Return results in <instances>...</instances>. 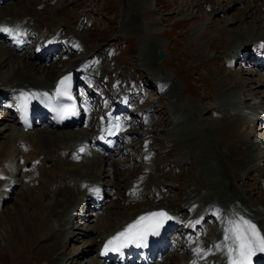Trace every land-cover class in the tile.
Returning <instances> with one entry per match:
<instances>
[{
  "label": "bare ground",
  "instance_id": "1",
  "mask_svg": "<svg viewBox=\"0 0 264 264\" xmlns=\"http://www.w3.org/2000/svg\"><path fill=\"white\" fill-rule=\"evenodd\" d=\"M160 1L161 0H155L153 8L151 7V9L148 10L149 13H146L152 15L157 14L158 7L161 3ZM198 1L199 0H192L191 5L188 6V9L192 10L191 13L189 12L186 14H181L186 15L187 19H180L179 21H175L172 25L177 26L176 24L187 25L194 23V21H196L194 19V15L196 13L197 7L203 10L202 16L205 17L206 15H208L206 19L208 18L209 21H207L204 25L206 29H210V25L215 22L219 23L220 21L218 20L222 18L218 19L216 16L221 15L224 12L223 9H225L221 8V3L217 1V3L214 4L215 6L218 5V7H213L214 4L212 0H205L203 2L202 0H200V2ZM54 2V0H15V2L11 5L8 4L6 6L0 7V24H2V21L7 22L8 25L13 27L14 35H16V32L19 29L24 35H26V40L35 39L36 45L32 48L36 50H41L42 48L48 47V44L46 42H49L47 40V35L49 33H58L59 27H66L65 32H59V37L62 38V41H60V46L62 47V55L59 60H57V62L50 64H47L46 61V59L51 58L49 56L50 52L46 54L45 58L36 57L33 61L31 60L32 58H30L31 56L27 53L24 55H18L20 48L14 46L13 51V45H9L4 41L6 40L7 35L0 31V94L16 89H43L44 87L49 86L60 74L64 73V69H70L72 67H84L89 77H95L92 74V71L93 69L98 68L99 65L98 63H95V61H91L90 57L88 58V51L91 50V47H87V45L85 46V40L87 38L83 36L91 29L90 25H85L84 27H82L83 25L77 26L78 24H67V20H65V23L61 17L63 16V14H66V12L60 5L52 6V3ZM238 2H243V4L240 5H244V8H242L241 6L240 8L248 12V17L253 14H259L261 17H264V0H238ZM226 3L227 2H225V5ZM50 8H53L54 12L57 13L54 15L53 19L51 18L52 20H54L52 21L54 24H49L51 29L48 28L46 30H43L42 28L45 25L41 26V23L43 22L45 13L47 14V16L49 15V12L47 11H49ZM135 11L138 10L136 9ZM143 14L141 15L143 16ZM177 14L179 15V12ZM212 14L214 15V17L210 18V15ZM128 15H123L122 24L124 20H126ZM169 18L170 20L168 22H166V19L164 17L157 19V21L161 23L166 22L163 24L170 25L171 23L169 22L172 19L171 15H169ZM233 21L234 20L232 19L224 18V20L222 21L224 25L222 27L225 28H217V30L221 31V34H228L229 31L237 32L236 38L239 41L237 43L236 40L232 41L231 36L226 37L227 44L221 47L222 49H224V51H220V61L225 63V68L220 69V73H218L219 75H222H220V77L212 85V89L216 93L214 95L215 98H218L220 100L219 102L215 100L216 113H220L224 117L221 120L216 119V121H213H215L216 124H220L221 129H216L217 127H215L214 124L211 125V123L207 121L208 119H205L208 126L200 124V120H204L205 118L202 112L203 110L198 109L197 111H193L191 107L193 106L195 108V105L190 106L191 101H189V103L184 99V102L180 101L179 96L175 94V92L178 90L174 91L175 89L173 88L172 84L170 82H167L170 81L167 76H160V69L157 70L156 68V65H158L157 62L155 63V61H153V57L150 59L153 53L145 52L143 55V45H151V50L153 49L154 52H157L158 50H164V58L158 66L160 67L162 64V66L165 67L164 61L167 60V57L165 56V54L167 55L166 45L163 44L164 46H162V48L160 45L152 43L145 44L144 41L141 42V52L139 56L144 61H146L144 65L145 71L144 69L139 68V66L143 65L136 66L135 62L133 64L135 73H139L141 71H144L145 73L147 72V75L144 78H146L149 82L154 83L155 87L159 86L162 90L169 88V91L164 95L163 92L160 91V96L156 99L157 101H155L156 103H158V101L162 100V103L164 104V99H169V104L173 109V112L168 113L169 117L171 115V120L166 124V127L162 126L165 128L169 127V132L166 133L165 131L164 137L166 138L162 139V141H158L159 143L161 142V144L157 143L158 147L155 146L153 150L155 152H158L161 151V148L169 150H171L172 148H176V156L183 157L185 164L188 163L186 164V166L182 164V167H190L189 165L193 163L198 164L197 158L203 159L205 161L208 159L213 163L215 160L216 162L214 163V167L217 168L219 175L211 174V177L208 176L207 181L198 179V173L192 167L191 168L195 171H189L188 174L185 173L186 178L189 179H186L185 181V179L180 178L178 183H180L182 187H185V189L189 191L187 197L185 195H181L180 197L177 196L175 198L174 194L170 193L172 190H177L179 186L177 182L172 179L173 176L171 172L165 173L160 170L162 163L164 162L163 156H165V152H162V157L157 153L158 158L151 157V161L148 162L149 166L147 167V170H149V173L153 171L157 173V180H159L156 183L151 182L150 184H148L150 178H147L143 181V168H135L134 166L130 165L132 161H134L135 164V159L133 157L115 160L106 158L100 160L99 162L101 163L98 164H94L93 162H91V160H88V162L85 163L72 162L73 160L71 161L70 158L74 153H76L78 147L80 146L78 142H80L84 138H87L88 142H90L91 138L93 137L91 135L92 131L86 132L81 130L76 133H67L64 131L62 132V135H59L53 131H45L42 129L36 130L35 132L27 135L23 133L17 134L15 137H13L12 141V137L10 134L8 136L10 139L6 140L0 145V175H4V170L2 169V161L9 158L8 152L11 149L12 153L10 156H14L13 154L16 150L15 144L20 143L22 141V138L24 137L30 140V145L29 152L25 153V155H22V158L24 162H27L28 164L30 162L32 163L33 171L35 172L33 174L32 169L29 170L30 172L26 173V178L31 179L33 178V175L37 174L38 176H42L48 181L45 182L49 186L50 191H47L45 193L42 190L41 198L45 199L46 197H50L51 201L49 200L50 202L48 204L43 205L42 213L46 215V218L48 220H50L53 216L54 221L57 224L56 227H54V229L56 230L52 234V240H47V235L45 238L40 237L41 239L45 240L43 243L40 241L42 245H34L37 241L39 242V240H37L39 236L35 232L32 234L33 239L35 240V243L31 244L35 246V252L34 254L32 253L33 261L35 262V264H104V262L96 259L95 255L96 252H99L102 247L101 245L104 243V241L102 240L105 237H112L117 233L122 225L131 222L134 218L138 216H146L149 213L157 211H164L169 215H174L178 221L184 222L182 224H187V222H190L191 227L196 225L197 233L198 229L205 227V229H207V234H205L202 238V240L205 242L207 241L208 235L214 231L213 225H211V222H214L212 221L214 216L213 210L210 209L209 212H206L204 214V218L198 221L197 219L190 220L186 216L187 212L191 209L193 204H198V202H201L200 198L199 200L193 199L195 197L193 195L196 193L195 189L197 188L199 189V194L197 195H201L204 200L208 198H215V201H219V203H226L229 201L228 199L234 198L239 205V210L242 213H246L248 216H250L252 218V221L257 222L264 232V135L261 134V132L263 131L262 126H259V124L262 125L264 117V115L261 116V113L264 114V105L259 103V100H261V98L259 97V92L260 89L264 87V67L256 66L254 68H247V70L249 71V74L247 71V75L250 76V78H248L252 79L250 81H255L257 79L256 75H258L260 78V82H248L249 80L243 77V73L240 71L241 69L237 70L238 68H240L242 63L248 62V65H251L252 61H254L256 62L255 64H261L258 60L263 57L262 51L264 50V36L262 35L260 38H256L258 42H263V46H260L258 43H253L251 42L253 40L250 41L247 35L244 37V35L238 34L240 29H242L243 27H246V29L249 30V28L247 27L249 23L247 22L246 25H243L244 19H242L238 22L239 29L236 26L235 29L232 28V24H234ZM235 23H237V21H235ZM261 24H264V19L261 20V23L259 25L261 26ZM141 25L142 24L138 20L135 22L134 28L141 29ZM143 26H145V24H143ZM150 27L154 28V26ZM33 30H35L37 34L32 33L31 31ZM121 33L124 32L121 31L120 34ZM36 35H41V38L37 37ZM64 37L68 39L63 40ZM73 37H75L76 39H80V42L82 43L81 46L80 44L78 46L72 45L74 43ZM215 37L216 35L214 36V38ZM26 46L27 43H23L21 47L25 48ZM96 49L97 46L95 50ZM84 51L85 54H83ZM230 52H232L234 55H231ZM251 52L256 57H259V59H247L248 55H251ZM73 54L77 55V57H73ZM169 54L171 55L170 52ZM138 59L139 57L137 56V60ZM243 66L245 65H242V67ZM3 68L6 69L2 71ZM133 69L128 68L127 71H132ZM102 71L103 70L100 69V72ZM231 73L236 74L237 77L235 79H232L230 77ZM211 75L214 76H212V80H215L218 76L217 74ZM148 76H151V78H149ZM231 79V83H233V86L230 87L228 86V83H226V80ZM236 82H238L239 84H236ZM113 86H117V83H113ZM151 86V88H153V85ZM175 86L177 87V89L181 90L180 87L177 86V84H175L174 87ZM234 88L238 90V93L234 91ZM124 90L125 91H122V95H126L129 89L125 88ZM114 91L116 92V90ZM181 92L183 93V91ZM166 94L168 95L166 96ZM115 96L116 98H120L118 96V92L115 93ZM111 97H114V94L111 95ZM109 99L110 102L113 101V98ZM172 100L173 104L171 103ZM210 100H214L212 96ZM200 101L202 103L203 99H200ZM181 103H183V105H180ZM253 104L257 105L258 107L256 108ZM202 105L206 110H211V107L205 104ZM167 107L168 105L166 106V108ZM132 108L133 109L131 110L130 114L140 119L144 114L142 110L143 108H141L142 111L139 107ZM160 108L164 107H149L146 113L148 111H154V113L157 114L158 112H160ZM258 109H260L261 111L260 115L257 112ZM231 110L234 112L237 110L239 114H243V117H240L239 115L233 116L231 114ZM162 117H165V119L167 118L166 116ZM139 123L141 125L142 122ZM154 124H158V121L156 120ZM150 126L151 125L149 123H146V130L149 129ZM93 127L94 129H98V127L96 126ZM212 129H214V131H212ZM6 130L8 129L5 127L4 131L0 132V136L4 134ZM232 130H235L234 138L236 139V142L237 140L238 142H240V146L243 147V151L238 152V150L240 149L236 151V146L233 144L231 138L229 137V135H232L233 133ZM257 130H260V136L256 132ZM226 131H229L228 133H226V135L225 133H220ZM132 134L133 133H131L130 135ZM150 135L148 132L145 133L144 131L143 133H141V137L144 138L145 141L149 140ZM215 135L216 137H218L214 138ZM151 139L153 140L154 137L151 136ZM149 149L151 150V148ZM253 151H255L256 154H253ZM150 154H153V152H150L147 155ZM142 155L143 152L140 154L138 153V157L142 158ZM173 156L175 157V155ZM36 160H39V164L37 165L35 163ZM47 162H51L50 166H47ZM112 162H114V164L118 166H121L119 168L123 167L124 170L122 172L124 174L112 173L114 171L111 172L110 168L112 169L113 167H117L114 164L111 165ZM47 170H53L54 172L52 173V175H50ZM167 175L169 176V180L172 181L168 182L169 184L162 181L167 178ZM175 175H177V173ZM252 175L254 178H249ZM122 177L126 179V184L125 187L121 189V185L119 186V182L122 180ZM5 180L9 185L4 186V182H0V209L2 208L1 203H3L4 205L11 201L12 194L10 193L13 192V186H20L19 181L16 179H8L5 177ZM32 180L38 181L36 178ZM187 180H189L190 182L187 183ZM92 182L98 183L99 185L97 187L103 186L113 189L116 192L118 191V193H120L119 195L123 196V199H118L120 198L119 196L116 197L114 202L109 201L102 212L104 214V216H102L103 219L98 220V225L95 224L96 228H94V230H84L83 235H86L88 232L93 231H95V233L97 234L95 238H92L88 242H86V249L80 250L79 247H74L72 251L67 252L66 254L65 252L68 248L66 244H68L69 242L76 243L73 241L78 236V233H73L70 231L65 232L67 230V227L68 229H71L73 228V226L77 225L79 221H83L84 223L88 222V224L92 223V216H89L90 214L88 213L89 207L87 198L89 197V195H87V192L85 191V187H87V185ZM133 183H137V185H139L137 187H133ZM157 184H159V186ZM169 185H171L168 190L169 193H165L166 189H164L163 186ZM152 187H154L155 189H152ZM256 191L259 192L256 193ZM21 194L25 195V191L21 192ZM125 194H128V197H125ZM115 196L117 195L115 194ZM23 202H25L27 206L32 204L31 198L28 196H24V198H17L16 203L18 206ZM79 202H83L85 204L87 214H89L88 216L85 215L86 210L83 211V207L81 208V210L77 209V204ZM75 209L79 211L76 212V215L73 218H70L67 213L70 210ZM64 216H67L68 219L65 220V222H62ZM83 217L87 219L85 220V218ZM89 217L91 219H88ZM36 222H38L37 219ZM42 224L41 228L45 230V226H43L45 224ZM81 230L83 229H80L79 233L82 234L83 231ZM207 244H209V242H207L206 245ZM22 254L23 253L21 251L17 253V255L19 256H21ZM88 255H90V257H93L92 259L90 258L88 262H85V259ZM171 255L172 254H167L166 257L164 256L162 258V260H170V264H180V258H178L177 256H173V258H170L169 256ZM55 257L56 259H54ZM215 257L218 258L217 256H213L212 258Z\"/></svg>",
  "mask_w": 264,
  "mask_h": 264
},
{
  "label": "rangeland",
  "instance_id": "2",
  "mask_svg": "<svg viewBox=\"0 0 264 264\" xmlns=\"http://www.w3.org/2000/svg\"><path fill=\"white\" fill-rule=\"evenodd\" d=\"M54 1L55 2L52 3V6L60 5L63 7V10L66 12V14H63V16L61 17L62 20H64V22L65 20H67L66 21L67 24L80 23V25H83L82 27H84L85 25H90L91 29L83 35L84 37L87 38L86 39L87 41L85 40L87 47H91V50L88 51V55L89 54H92V55L88 56V58L90 57L91 61H95V63H98L93 53H94L96 46L98 48L99 45L102 44V49L100 50V52L102 51L104 52L105 50H108V49L110 50V52L112 53V56H114L113 60L116 59L115 61L117 62L116 70H121L120 75L122 77L127 74L133 75V73H135L134 72L135 69H133V64L135 62L136 66L138 65L137 56L140 53L141 42L144 41L145 44L147 43L158 44L161 47L166 45L167 55L165 54V56L167 57V60L164 61L165 67H163L161 64L160 67L156 65V68L157 70L160 69L159 71L160 76L164 75V77L167 76L168 78H171V81L173 80L172 82L174 84H177V86L180 87L181 90H178L176 86L174 87L175 89L174 91L178 90L175 92V94L179 96L180 101L184 102L185 100V101H188V103L189 101H191L192 103L190 102V106L195 105V108L193 106L191 107L193 111L194 110L197 111L198 110L197 108H203L201 104H205L211 107V110L209 111L216 112V109H215L216 98L214 96L216 93L213 91L212 85L220 77V75H222V74L219 75L220 69L225 68V63L220 61V51H224V49H222L221 47L227 44V38H226L227 36H231L232 41L236 40L237 43L239 42L238 39L236 38L237 32L229 31L228 34H221V31L217 30L218 27L221 29L225 28V27H222L224 25V23L222 22L224 18L234 20L233 21L234 24H232V28H235L236 26L239 29L238 22L242 19H244L243 25H246V23L248 22L249 25L247 27L249 28V30L246 29V27H243V28L241 27L242 29H240L238 34L244 35V37L247 35L250 41L251 40L255 41L256 38H259L262 35L264 36V33H262L264 32V24H261V26L259 25L261 23V20L264 19V17H261L259 14H256V15L253 14L248 17L247 15L248 12L242 9L244 8V5L243 6L240 5V4H243V2L239 3L238 0H233V1L232 0H229V1L212 0L213 4L217 3V1L220 2L222 5L221 8H225V9H223L224 12L221 15L216 16L218 19L219 18H222V19L218 20L220 21L219 23L215 22L212 25H210L209 28L211 30L206 29L204 26L205 23L209 21L208 18L206 19L208 15H206L205 17L202 16L203 10L199 9L198 7L196 8L197 10L194 15V19L196 20L194 21V23L187 24V25L176 24L177 26L172 25L175 21H179L180 19H187L186 15H181V14L192 12L191 9H188V6L191 5L192 0H161L160 6L158 7V12L155 15L146 13L148 12V10L151 9V7L153 8L155 0H69L68 2H64L63 0H54ZM203 1L205 0H202V2ZM198 2H200V0ZM225 2H227L226 5H225ZM240 6L242 8H240ZM213 7H218V5L215 6L214 4ZM136 9L138 11H135ZM177 11L179 12V15L177 14L178 13ZM47 12H49V15L47 16V14L45 13L41 26L45 25L46 23L52 24L53 23L52 21H54L52 19L54 15L57 14L54 12L53 8L52 9L50 8L49 11ZM159 12L162 14H160ZM140 13L141 14L144 13L143 16ZM124 14H127V15L129 14V15L122 24V18ZM168 14L171 15L172 17L171 21L169 22L171 23L170 25L163 24L170 20ZM161 17H164L166 19V22H163V23L158 22L157 19H160ZM213 17H214L213 14L210 15V18H213ZM138 20L142 24L141 29L134 28L135 22ZM235 21H237V23H235ZM143 24H145V26H143ZM150 26H154V28ZM63 28L66 29V27L64 26ZM121 31L124 33L120 34ZM215 35L216 37L214 38ZM147 47L148 45L147 46L143 45V50H146ZM104 48L106 49L103 50ZM169 52L171 53V55L169 54ZM73 57H77V55L73 54ZM250 58L253 59V56L248 55L247 59H250ZM248 64H249L248 62L242 63L240 68H238L237 70L241 69L240 71L243 73V77H245V79H248L249 80L248 82H260V78L258 75H256L257 79L255 81H250L252 79H249L250 76L247 75V71H248L247 68L248 67L254 68V67ZM242 65H245V66L242 67ZM126 68L133 69V70L124 72L123 69H126ZM5 69L3 68L2 71ZM115 72L112 73V71H109L108 73L107 72L106 73H107V76L109 75V77L113 78L112 76L116 74ZM210 73L214 75L215 74L218 75L215 80H212L213 75H211ZM248 74H249V71H248ZM136 75L139 76L138 77L139 88L137 90L134 89L132 91L133 92L143 91V87H144L143 79L145 77V74L143 72H139V73H136ZM230 77L232 79H235L237 75L234 73L233 74L231 73ZM232 79L226 80V83H228V86L230 87L233 86V83H231ZM144 81L146 82L147 90L157 89V86L155 87L154 83L149 82L147 79H145ZM120 82H122V84L124 83L123 81H120ZM126 84L129 85V81L126 82ZM236 84H239V83L236 82ZM151 85H153V88H151L152 87ZM124 88H127V86ZM263 89L264 87H262L259 92V97L261 98V100H259V103L264 105ZM234 90H237V89L234 88ZM181 91H183V93ZM180 92L182 95L180 94ZM211 96L214 100H210ZM157 98L158 97H156L155 99L153 98L154 100L152 99V101H147V104L149 105V107H153V108L158 107V106L163 107L162 105H164L165 103L163 104L162 100L156 103L155 101H157L156 100ZM142 99H143V96H142ZM200 99H203L202 103ZM146 100L148 99H145V101ZM180 105H183V103H181ZM255 107L257 108L258 106L255 105ZM140 110H141V107H140ZM159 111L160 112L157 113V115H159V118L157 120L158 124L156 125L160 126L162 124L166 127V124L171 120V115L170 117L168 116L169 111L166 110L165 107L160 108ZM219 114L220 113L217 114V119L224 118L222 114L220 115ZM162 116H166L167 118L165 119V117H162ZM210 116L213 118L212 113L206 112L205 118L202 121V124L206 125L207 121H209L211 122V125L214 124L215 127H217L216 129H219V128L221 129V125L216 124L215 123L216 120L213 121ZM207 117H210V119H208ZM205 119H208V120L206 121ZM259 126H261V124H259ZM158 129L160 131L162 128H158ZM212 131H214V129H212ZM232 131L233 133L232 135H229V137L231 138V141L233 142V144L236 146L235 147L236 151L238 149H240L238 150V152L243 151V147L240 146V142H238V140L236 142V139L234 138L235 130H232ZM259 131L260 130H257L256 132L260 136ZM228 132L226 131V132H220V133L222 134L225 133L226 135V133ZM8 134L9 133H7L6 135L2 134L3 136H1L0 142L7 140L6 136ZM159 136L160 134L158 135V137ZM217 137L215 135L214 138H217ZM155 146H157V144H155ZM175 149L176 148H172L171 150H169V149L161 148V151L157 152L161 157L163 156L162 152H165L164 153L165 156H163L164 162L162 163V166L160 168L161 171L165 173L171 172L172 174V171L175 168L176 170H178V171H175V174L177 173V175L175 174L172 175L173 176L172 179L177 182L179 188H177V190H172L170 192L171 194H174L175 198L177 196L180 197L181 195H185L187 197V194H189V191L185 189V187H182L180 183H178L180 178L185 179V181L186 179H189V178H186V174H188L189 171L193 172L196 170L198 173V177H199L198 179H201L203 181L204 180L207 181L208 176L211 177V174L219 175L217 168L214 167L215 166L214 163H216L215 160L213 163V162H210L208 159H207L208 161L207 160L205 161L203 159L197 158L198 164L193 163L189 165L190 167H182V164L186 166V164L188 163L185 164L183 157L176 156ZM157 150H160V149H157ZM173 155H175V157ZM177 163H180V164H177ZM113 164L114 162H112L111 165ZM116 166L117 167L112 168L114 169L113 170L114 172L111 171V168H110V171L112 173L124 174L122 172L124 170L123 167L119 168L121 166H118V165ZM199 166L202 171L199 169ZM206 166L207 167L209 166L208 167L209 169ZM166 167H170L169 171L164 170ZM191 167L194 168L195 170L192 169ZM47 172L50 173V175H52L54 171L47 170ZM32 173L33 174L35 173L33 171V167H32ZM153 173L157 175V173H155L154 171ZM152 176L153 174L150 176V178H152ZM166 177L167 178L162 180L163 182L165 183L172 182L171 180H169L168 175ZM252 177L253 175L250 176L249 178H252ZM17 178L19 179L24 178V173L22 172V174L17 175ZM37 180L38 181L31 180L29 182L27 178H25V180L23 179V183L20 185V187H17L14 190V192L10 193L12 194L11 201H9L3 206L2 208L3 210L2 209L0 210V264H35V262L33 261V257H32L35 252V246L42 245V243L45 241L41 239L40 237L45 238L47 235V240H52L51 237H52L53 232L56 230L54 229V227H56L57 223L54 221L53 216L51 217L50 220H48L46 218V215L42 213L43 205L48 204L51 200H50V197H46L45 199L41 198L42 190L46 193L47 191H50V189H49V186L45 182L47 181L45 178H43L42 176H39ZM154 180H157V179L154 178ZM154 180L150 179L149 183L148 181L147 183L150 184L151 182L156 183L159 181V180L157 181H154ZM189 182L190 181L187 180V183ZM125 184H126V179L122 177V180L119 182V186L121 185L120 186L121 189L125 187ZM159 184L157 185L159 186ZM170 186L171 185L163 186V188L166 189L165 193H169L168 190ZM153 188L154 187H152V189ZM195 190H196L195 191L196 193L194 192L195 194L193 196H199L197 195L199 194L198 193L199 189L197 188ZM23 191H25V195L21 194V192ZM258 192L259 191H256V193ZM115 194L117 195L115 197L120 196L119 195L120 193L116 192ZM24 196L30 197L32 204L27 206L26 203L23 202L19 204L18 206L16 203L17 198L18 197L24 198ZM85 213H86L85 215L87 216L89 215L87 214V210ZM36 219L38 222H36ZM86 219L87 218H85V220ZM88 219H91V218L89 217ZM65 220L66 219L63 217L62 222H65ZM42 223L45 225H43ZM41 224L45 226L44 227L45 230L41 228ZM95 224L96 222H92V223H89V226H88V222L84 223L83 221H79L77 225L69 229L70 232L78 233V236H77L78 238L74 237L75 240L73 242H76V243L69 242L68 244H66L68 248H67V251L65 250L66 251L65 253L67 254V252L72 251L74 247H79L80 250L86 249L87 247L85 246L86 242H88L92 238H95L96 237L95 235L97 234L95 233V231H93V232H88L86 235H83L84 230L85 229L94 230V228H96ZM80 229H83L81 230L83 231L82 234L79 233ZM34 232L39 236V238H37L39 242L37 241L35 243V240L33 239V236H32ZM46 232H49V233H46ZM32 243H35L34 244L35 246L31 245ZM19 251L23 253L21 256L17 255ZM92 257L93 256L90 257V255H88L85 259V262H88L90 258L92 259ZM54 259H56V257Z\"/></svg>",
  "mask_w": 264,
  "mask_h": 264
},
{
  "label": "snow or ice",
  "instance_id": "3",
  "mask_svg": "<svg viewBox=\"0 0 264 264\" xmlns=\"http://www.w3.org/2000/svg\"><path fill=\"white\" fill-rule=\"evenodd\" d=\"M0 31H9L5 28H0ZM70 77H64L60 81L61 86H65L66 82ZM67 95V89L61 93L60 87L57 88V95ZM47 95V94H45ZM21 108L27 107V94H21ZM61 114L67 112H72L75 114L74 109L64 108L61 109ZM83 150V149H82ZM98 191V190H96ZM171 217L168 216L166 212H152L146 216H141L133 224L128 225V227L121 233H118L116 236L112 237L105 244V251L109 250H118L120 247H123L126 243H143L147 236L155 234L160 227H162L164 220H170ZM231 231L233 236L231 239L235 245V248H230L229 253H235V257L230 260V264H252V257L256 253H264V235L261 234V231L257 229V226L250 221L241 220L240 222L233 225ZM225 239H229L226 235Z\"/></svg>",
  "mask_w": 264,
  "mask_h": 264
},
{
  "label": "water",
  "instance_id": "4",
  "mask_svg": "<svg viewBox=\"0 0 264 264\" xmlns=\"http://www.w3.org/2000/svg\"><path fill=\"white\" fill-rule=\"evenodd\" d=\"M161 57H162V52L159 51L158 54H157V58H158V60H161Z\"/></svg>",
  "mask_w": 264,
  "mask_h": 264
}]
</instances>
